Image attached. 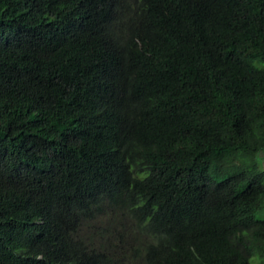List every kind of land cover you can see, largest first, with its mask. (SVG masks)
Instances as JSON below:
<instances>
[{
    "label": "trees",
    "instance_id": "1",
    "mask_svg": "<svg viewBox=\"0 0 264 264\" xmlns=\"http://www.w3.org/2000/svg\"><path fill=\"white\" fill-rule=\"evenodd\" d=\"M0 264H264V0H0Z\"/></svg>",
    "mask_w": 264,
    "mask_h": 264
},
{
    "label": "rangeland",
    "instance_id": "2",
    "mask_svg": "<svg viewBox=\"0 0 264 264\" xmlns=\"http://www.w3.org/2000/svg\"><path fill=\"white\" fill-rule=\"evenodd\" d=\"M90 225L87 223V224H84L83 225V227H82V233L84 234V235H87V234H89L87 231L88 230H90ZM111 239V238H110Z\"/></svg>",
    "mask_w": 264,
    "mask_h": 264
}]
</instances>
